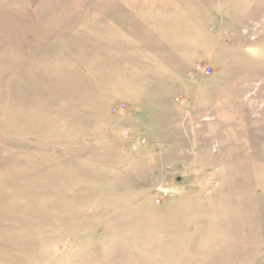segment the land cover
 Masks as SVG:
<instances>
[{"label":"rangeland","instance_id":"rangeland-1","mask_svg":"<svg viewBox=\"0 0 264 264\" xmlns=\"http://www.w3.org/2000/svg\"><path fill=\"white\" fill-rule=\"evenodd\" d=\"M0 264H264V0H0Z\"/></svg>","mask_w":264,"mask_h":264},{"label":"built area","instance_id":"built-area-1","mask_svg":"<svg viewBox=\"0 0 264 264\" xmlns=\"http://www.w3.org/2000/svg\"><path fill=\"white\" fill-rule=\"evenodd\" d=\"M194 69L202 71L203 74H209V72H210L209 67H204L200 63H196L194 65ZM122 107L120 105L119 109L122 110ZM115 108H117V107H113L114 110H115ZM124 137L127 139H133V138H131V131H126V133H124ZM134 141H135L134 145H139V146H142L145 143V140L143 138H140V137L136 138V140H134Z\"/></svg>","mask_w":264,"mask_h":264},{"label":"crops","instance_id":"crops-1","mask_svg":"<svg viewBox=\"0 0 264 264\" xmlns=\"http://www.w3.org/2000/svg\"><path fill=\"white\" fill-rule=\"evenodd\" d=\"M105 45H106V47H108L109 49H111V50H115L117 47H115V45H113L112 43H105Z\"/></svg>","mask_w":264,"mask_h":264}]
</instances>
